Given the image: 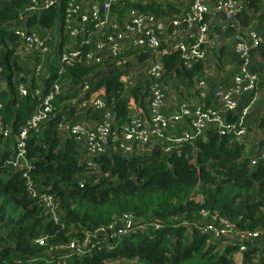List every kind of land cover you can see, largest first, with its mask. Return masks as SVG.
<instances>
[{
    "label": "trees",
    "instance_id": "trees-1",
    "mask_svg": "<svg viewBox=\"0 0 264 264\" xmlns=\"http://www.w3.org/2000/svg\"><path fill=\"white\" fill-rule=\"evenodd\" d=\"M34 1L38 11L28 9ZM44 1L0 0V127L10 131L0 138V264H237L240 258L243 264H264V237L240 243L245 249L239 251V243L212 241L211 233L201 232L209 223L218 224L214 216L239 231L264 229V45L250 49L249 69L258 78L255 90L243 91L237 107L224 114L227 120L237 119L258 95L245 115L242 137L220 135L211 127L193 145L181 144L180 153L169 144L171 149L165 151L167 141L158 140L131 151L110 142L104 153L89 154L84 142L59 124L79 123L93 130L106 111L112 127L127 123L135 114L143 116L131 108L149 115L151 79L144 70L149 52L130 50L124 55L126 64L117 66L108 49L96 48L97 41L113 31L109 25L97 31L92 22L75 17L71 26L80 31L71 35L65 0L47 9L42 8ZM101 1L78 3L82 13L89 15V5ZM203 1L209 7L218 2ZM236 1L240 24L264 36V0ZM192 2L117 0L111 4L109 23L115 19L122 27L132 13L152 14L165 20L167 39L173 30L179 33L185 28V24L173 27L170 21L187 12ZM20 15L26 17L27 30L50 46L48 53L22 52V41L14 34L16 27L23 26ZM201 22L209 26L211 38L216 30L222 41L217 48L204 46V58L193 64L185 65L179 52L162 56L160 85L167 112L197 101L218 107L215 91L234 85L241 64L234 51L237 28L221 30L209 11ZM74 49H80L79 55L62 64L60 54ZM88 53L94 57L87 58ZM132 54L142 60L143 69L131 70ZM224 66L231 69L225 71ZM202 79L205 86L199 87ZM54 83L59 93L52 100V112L42 123L41 134L30 130L26 140V160L32 167L4 163L13 155L17 136L39 107L41 96ZM19 86L26 94L20 93ZM97 95L105 102L103 109L91 105ZM28 179L38 192L36 197L29 193ZM40 194L52 196L57 222L43 213ZM127 220L136 226L129 234L107 240L101 236L100 247L90 253L79 255L65 247ZM64 254L68 256L61 259Z\"/></svg>",
    "mask_w": 264,
    "mask_h": 264
},
{
    "label": "built area",
    "instance_id": "built-area-1",
    "mask_svg": "<svg viewBox=\"0 0 264 264\" xmlns=\"http://www.w3.org/2000/svg\"><path fill=\"white\" fill-rule=\"evenodd\" d=\"M63 0H45L42 8L47 9ZM117 0H102L101 2H93L88 7V14H83L81 5L78 0H65V17L71 35H77L80 31L77 27H72L71 23L75 17L84 22H92L93 29H100L109 25L113 31L107 33L103 41H97L96 48L103 51L108 49L112 56L115 57L114 64L117 66L125 65L127 58L124 56L130 50L140 48L149 52L147 63L145 67L146 77L151 79L149 85L150 101H149V115L144 114L142 109H132L134 113H142L141 115H133L130 120L121 124L118 127H112L110 122V113L108 111L104 114L103 121L98 124L93 130L85 128L79 123H69L62 121L59 126L65 132L76 135L78 140H82L85 144L86 150L89 154L104 153L109 147V143H115L120 150L131 151L134 148L153 144L155 141H167V146H164L165 151L174 146L178 153H180L179 146L183 143L189 145L194 144V139L202 135L207 128H214L220 135L228 133L236 136H243L245 134V127L243 126L245 115L250 106L258 99V95L253 96L249 105L244 107L241 115L235 120H227L225 113L232 111L237 107V101L243 91L255 90L257 84V75L251 72L250 67V49L259 45H264V36L257 34L252 28H244L238 20V13L240 7L236 0H218V2L209 7L203 0H193L189 10L182 15L173 16L170 23L173 27H180L185 24V28L179 33L173 30L169 37L171 42L166 39V22L164 19L155 17L152 14L132 13L126 17L122 27H119L117 20L114 19L109 23L111 4ZM31 11H38L40 7L37 1L29 8ZM213 15L215 23L220 26L221 30L227 29L228 26H235V44L234 51L241 59L239 71L234 75L233 87L228 89H217L214 95L218 98V107L205 106L202 103H182L172 112H167L168 105L165 101V93L160 85V79L163 75L164 64L162 56L172 52H179L184 60L185 65L193 64L204 58L203 47L209 45L217 48L220 44L221 34L213 30L212 38L209 36V26L201 22L207 12ZM131 13V12H130ZM129 13V14H130ZM89 16V17H88ZM23 15L19 16L23 26L16 27L14 34L22 41V52H29L30 50L38 51L40 53H48L50 46L45 40L40 38L34 32H29L24 26ZM194 28V31L190 30ZM243 28L242 33L238 31ZM90 37H87L88 43ZM163 45V46H162ZM80 53V49L63 51L59 60L62 64L71 62ZM92 53L87 54V58H93ZM40 67L38 66V69ZM123 80L127 76H121ZM199 87L205 86L204 80H200ZM87 88V86H85ZM19 91L22 95L26 94V89L19 86ZM39 91L36 90V94ZM59 93V85L54 83L50 90L41 96V103L37 110L33 113L29 120L17 136L15 143V151L10 158H7L4 163L12 166L23 164L26 167H32L26 160L27 147L26 140L28 133L32 130L34 133L41 134V125L45 122L52 112V100L55 95ZM89 104V103H88ZM87 103H82V106H88ZM91 105L97 109L105 107L104 100L97 95L92 101ZM1 108V101H0ZM181 123H185L183 127ZM171 131L168 133V131ZM10 131L8 129H1L0 138L7 137ZM169 144V145H168ZM264 156V152L262 153ZM254 163V161H253ZM27 188L29 193L36 197L38 192L32 187L31 181L27 180ZM38 201L43 206V213L51 215V219L58 221V216L55 211V204L52 196L48 194H40ZM213 219H218V224L209 223L205 225L201 232H209L212 236V241L225 239L226 242L232 244L242 243L248 240H257L264 237V229L256 230L254 232L239 231L237 228L229 223L227 220L214 216ZM158 224L155 228H158ZM135 224L132 220H127L125 224L118 227H109L108 229L101 228L96 230L93 234H87L83 240L71 241L65 245L67 249L76 254H85L96 247H100L99 237L104 239H115L120 236L129 234L134 228ZM138 227H142L138 225ZM40 242H42L40 240ZM106 243V242H105ZM112 248V244H109ZM245 246L239 245V251H243ZM68 255H62L61 259H65ZM237 264H243L241 258L237 260ZM109 264H112L110 262Z\"/></svg>",
    "mask_w": 264,
    "mask_h": 264
},
{
    "label": "rangeland",
    "instance_id": "rangeland-1",
    "mask_svg": "<svg viewBox=\"0 0 264 264\" xmlns=\"http://www.w3.org/2000/svg\"><path fill=\"white\" fill-rule=\"evenodd\" d=\"M133 56V54L131 55V70H133V71H137L138 70V68H139V66H142L143 65V63H142V60H141V62H140V60H138V57H137V55H136V57H132ZM207 58H211V54H209V52L207 53ZM225 67L228 69V66H224L223 67V70H225V71H228V70H230V69H228V70H226L225 69ZM141 69H143V66H142V68ZM145 70V69H144ZM141 71L142 70H140V72H139V74L141 73ZM137 74H138V72H137ZM43 76H46V75H48V73H46V72H43V74H42ZM136 76V75H135ZM182 89H184L183 87H181ZM175 93V92H174ZM176 94V93H175ZM261 108L263 107L262 105L260 106ZM261 135V134H260ZM94 249H96V248H94ZM93 250V249H92ZM91 250V251H92ZM91 251H89V252H87V253H90ZM87 253H85V254H87ZM85 254H83V255H85ZM79 255H81V254H79ZM237 263H238V261H237Z\"/></svg>",
    "mask_w": 264,
    "mask_h": 264
}]
</instances>
